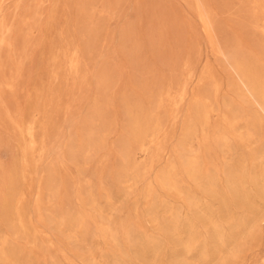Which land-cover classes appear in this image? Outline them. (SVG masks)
Instances as JSON below:
<instances>
[{"label": "rangeland", "instance_id": "1", "mask_svg": "<svg viewBox=\"0 0 264 264\" xmlns=\"http://www.w3.org/2000/svg\"><path fill=\"white\" fill-rule=\"evenodd\" d=\"M0 264H264V0H0Z\"/></svg>", "mask_w": 264, "mask_h": 264}]
</instances>
